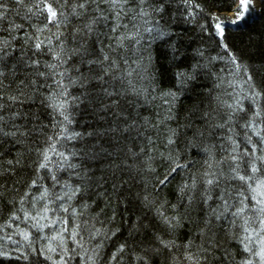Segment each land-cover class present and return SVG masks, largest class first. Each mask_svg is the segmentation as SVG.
<instances>
[{
	"label": "trees",
	"instance_id": "1",
	"mask_svg": "<svg viewBox=\"0 0 264 264\" xmlns=\"http://www.w3.org/2000/svg\"><path fill=\"white\" fill-rule=\"evenodd\" d=\"M47 2L62 10L64 16L60 17L59 29L49 24L51 31L40 33V38L51 36L56 46L58 41L53 34L59 32L63 33L61 39L69 50L78 47L81 36L77 29L96 14V5H88L85 15L74 16L71 14L74 0H68L67 4L64 0ZM129 7L137 9L138 0L136 3L130 0ZM139 7L149 15L137 16L135 23L142 40L135 55L131 51L128 55L140 64L144 79L133 78L146 93L121 98L117 111L136 121L135 128L122 131L126 122L115 119L114 110L103 108L111 98L103 97L99 83L91 79L101 73L95 66L90 72L76 56L61 68L67 69L64 84L69 103L64 115L68 120L49 107L46 97L51 89L47 85H53V78L32 75L35 69L29 66V61L52 62V55L46 47L36 50L33 40L28 39L29 35L35 37L36 29L47 23V13L38 11L37 0H23L22 4L4 0L7 11L0 20V41L9 42V55L0 64L5 73L0 89L3 95L0 104L4 105L0 109L4 117L0 127L4 133L16 134L0 133V264H54L65 250L67 264H194L185 258L189 253L200 264H241L246 260L262 264L260 257L253 254L260 245L254 243L253 252H245L236 238L241 230L230 223V216L220 221L213 219L211 229H205L201 194L205 190L204 181L210 178L205 176L206 172L219 175L223 171L221 187L235 190L241 183L227 179L229 163L223 161L231 151L229 135L239 142L241 149L246 146V130L241 127L246 117L238 113L225 127L217 125L225 124L230 113L223 102L234 103L237 93L243 96L249 91L244 84L248 75L258 84L264 82V0L258 10L248 12L250 18L247 16L235 26L229 24V14L237 9L236 0H148ZM100 8L109 15L110 27L108 6L100 4ZM217 16L225 29L223 37L215 29ZM130 17L131 14L123 23L132 30ZM13 25L22 27L12 31ZM96 27L108 32L103 22ZM146 28L153 30L148 33ZM233 56L241 66L239 71ZM120 68H124L122 62ZM40 71L47 69L41 65ZM81 73L89 78L80 79ZM33 79L34 88L30 84ZM21 80L29 84L23 90V103L13 102L8 97L21 95L17 88ZM169 92L176 94L175 99L165 95ZM250 104L251 101H244L246 108ZM260 104L264 105V98ZM229 127L234 132H229ZM114 128L117 130L112 131ZM65 129L66 135L61 138ZM170 137L175 141L172 144L167 142ZM252 138L254 142L258 139ZM53 142L58 152L71 157L70 163L79 165L77 169L62 167L61 158L51 152L49 167H38L41 153ZM73 152L76 156H71ZM175 163L186 167L178 168L166 185L160 186L158 180ZM256 163L264 171V162ZM75 172L81 174L79 178ZM244 172L242 164L241 174ZM65 183L80 185L82 191L71 200H56L64 195ZM186 184L188 187H184ZM45 191L47 195L41 199ZM218 191V188L212 191L213 200L209 201L212 207H216ZM145 195L156 202L155 206L144 202ZM45 204L50 211L41 219ZM161 204L167 216L178 218L175 230H170L156 215ZM63 208L69 211L64 212ZM74 224L79 226L75 240L83 247L69 238L70 232H64L65 227L72 230ZM24 233L29 234L28 239ZM58 233H63V245L61 239H51ZM156 236L174 241L175 246L163 247L155 241ZM189 244L191 247L186 251ZM49 245L57 251L50 252ZM121 245L123 251H118Z\"/></svg>",
	"mask_w": 264,
	"mask_h": 264
},
{
	"label": "snow or ice",
	"instance_id": "2",
	"mask_svg": "<svg viewBox=\"0 0 264 264\" xmlns=\"http://www.w3.org/2000/svg\"><path fill=\"white\" fill-rule=\"evenodd\" d=\"M18 4H22L23 0H16ZM59 3V0H56ZM132 3H136L137 0H131ZM148 0H138V8L133 9L129 7L130 0H79L78 3L73 2L71 6V14L74 16H83L87 12V7L90 4H95V15L92 16L81 29H77V32L81 36V41L78 44V47L69 50L64 43V40L61 39L63 33H54L56 41L58 44L53 46L52 37H46L45 39L40 38V33H43L45 30L51 31L49 29V24H53L57 29L60 28L61 20L60 17L64 16L62 10L58 11L54 9L47 0H37V8L40 12H46V21L41 28H37V35L35 37L29 35L28 39L33 40V46L36 50H41L42 48H47L48 52L52 55V62H43L39 59H31L29 61V66L35 69V72L32 73L34 76L43 77L47 79L48 77L53 78V85H47L51 89L49 95L46 97L49 107L53 108L55 111H59L61 115L64 116V120H68V116L64 115V112L68 106L69 100L67 88L64 84V77L67 72V69L61 70V68L66 65L73 56L79 57L81 64H86L91 72L93 66L99 70L101 74L92 76L91 79L96 80L101 88V94L103 97L111 98V102L103 105L105 110L112 109L114 118L117 120L123 119L126 122V126L121 129L122 131H128L131 128L136 127L135 118L129 117L123 111H117L120 107L121 98L126 97L128 94L133 95L134 97H140L146 93V89L139 87L137 85V79L142 81L144 77L141 75L140 64L136 59H131L128 53L131 51L133 56L135 55L136 46L140 45L142 37L140 36L139 27L135 23L137 16L143 18L149 15L147 11L144 10L142 6L146 4ZM187 2V0H186ZM68 0H64V4H67ZM100 4H105L108 6V11L111 13V26L109 27V15L105 14V10L100 8ZM249 0H240V7L236 9L237 19L231 21L232 23H237L238 20L243 18L244 11L247 10ZM42 5V7H41ZM62 7V6H61ZM7 10L4 8V0H0V20L4 19V14ZM31 12V8H29ZM131 14L129 23L132 25V30H129V24L123 23L124 18L129 17ZM67 19V17H65ZM216 19L215 29L217 30L218 35L223 37L224 27L219 22V17H214ZM103 22L104 26L108 28V32H101L97 29V25ZM147 23V21H145ZM21 25H13L11 30L14 31L18 28H21ZM36 27V26H33ZM152 28H146L145 31L148 33L152 32ZM95 37L93 40L92 38ZM15 39V37H13ZM75 39V34L73 35ZM105 40L108 41L105 44ZM127 42V43H126ZM95 45L93 47L92 45ZM131 44V48L129 47ZM9 42L0 41V64L3 63L5 57L9 55L8 52ZM227 45H225V48ZM107 49V50H105ZM119 57V59H117ZM131 59V62H130ZM233 62L236 63L237 71L240 70V64L236 62L235 57H232ZM121 62L124 65V68H120ZM43 65L47 71H40V66ZM79 71V69H76ZM246 71V69H245ZM5 73L2 68H0V89L3 88V80ZM182 75V74H181ZM137 79H134L133 77ZM105 77H108L106 80ZM89 77L81 73L80 79L87 80ZM71 83H77V80H71ZM117 83L119 87H117ZM30 84L33 88L36 85V80L33 79L30 81ZM244 84L247 85L249 91L241 96L239 93L236 94L234 103L223 102V106H226L230 109L225 124L217 125V127L223 128L225 125L233 121V116L238 113H244L246 120L244 124L241 125L246 131V146L241 149L239 142L234 139L232 135L227 137L228 141L231 144V151L229 156L225 157L223 162L229 163V175L227 179L230 181H240L238 188L233 190L230 187H221V178L225 176L224 172L221 171L219 175L215 172L205 173L207 178L205 183V190L201 194V200L205 205V218L204 225L205 229H211L212 220L220 221L222 218L226 219L231 217L230 223L233 226L239 227L240 235L236 238L239 239L240 243L243 245L245 252L252 253L253 249L251 245L258 243L260 245L259 251L253 253L256 256H259L262 264H264V171L257 166L256 161L259 160L264 162V154L257 156L256 153L259 151L264 153V105L260 104V100L264 98V82L260 84L256 83L253 80L251 75L247 76V79L244 80ZM29 84H26L25 81L21 80L17 84V88L21 90L20 96H11L8 97L9 100L16 102L20 101L23 103V90L27 88ZM166 96H172L175 99V93H165ZM231 95V93L229 94ZM0 99H3L2 92H0ZM73 100L77 99L75 97ZM251 101V104L248 108L245 107L244 101ZM131 103V101H126ZM167 103V101H165ZM4 107L3 104H0V109ZM170 111V109H169ZM250 113V114H249ZM16 115V114H14ZM207 115V114H206ZM171 118L166 117V119ZM4 120V117L0 115V122ZM117 129H112L116 131ZM229 132H234V129L229 127ZM67 130L65 129L61 133V138L66 135ZM251 133L249 135L248 133ZM0 133L4 135H15V132L4 133L3 128L0 127ZM75 135H80L76 133ZM91 135V134H89ZM172 135H175L173 132ZM253 136L258 139L254 142ZM67 139H73L74 136H66ZM52 139L51 137L49 138ZM169 144L174 143L175 141L171 137L167 141ZM49 152L58 155L61 158V166L67 167L69 169H77L79 165L70 163V156L65 153L58 152L56 149L55 142L49 144L48 148L41 153L42 161L39 164L40 169H47L51 163V157ZM71 156H76V153H71ZM170 160L171 156L168 157ZM11 163V162H9ZM244 165L245 172L241 174V165ZM186 165L175 163V166L164 176L163 179L158 180L160 186L166 185L169 178L173 173L176 172L178 168H184ZM211 168V165H209ZM257 174H260L259 176ZM75 175L79 178L80 173L75 172ZM84 178H87L85 173ZM53 181H56V177L52 176ZM36 182L33 181V184ZM255 184V187H253ZM184 187H188L186 184ZM192 187L195 188V181H193ZM214 188H218V194L216 196L217 204L216 207H212L209 204V201L213 200L212 191ZM64 195L57 196L56 200L65 201L71 200L75 195L79 194L82 189L80 185L71 186L67 183L64 185ZM115 190V186H114ZM183 191V189H181ZM47 195V191L42 195L41 199ZM189 204L192 202V197L189 198ZM144 202L146 204L155 206L156 202L149 199L147 195L144 196ZM54 203V201H53ZM86 207V206H85ZM175 207V206H173ZM164 205L161 204L156 208V215L160 218L161 222L169 227L170 230H175L179 220L177 217L167 216L162 209ZM43 215L40 216L41 219H44L48 212L50 211L47 204L44 205L41 210ZM54 211V210H53ZM64 212H68V208H63ZM75 214V209L72 210ZM39 215V214H38ZM27 219V217H26ZM35 219V217H33ZM239 222V223H238ZM66 223V221H62ZM39 225V220H37ZM255 224V226H254ZM51 226V225H46ZM44 227V226H41ZM78 225H73V229L69 230L67 227L64 228V232H70V239L74 243L78 242L75 240V237L79 234L77 229ZM99 230H97L98 234ZM201 234H204V230H201ZM28 233H24V238L28 239ZM258 237V239H254ZM61 239V245H63V233H58L57 236H53L51 239ZM11 239V238H9ZM155 241L162 245L165 248L175 246L174 241H165L162 237L156 236ZM78 246L83 247V245L78 244ZM123 245H121L118 251H123ZM191 247V244L186 246V251ZM48 250L50 252H56L57 249L49 245ZM65 254L60 256V261H54V264H67L65 260ZM115 254L113 259H115ZM189 261H194V264H200L199 260H195L193 255L189 253L185 257ZM48 259H52L51 256ZM88 260H92L91 256L87 257ZM94 264V262H93ZM241 264H252L250 260L242 261Z\"/></svg>",
	"mask_w": 264,
	"mask_h": 264
},
{
	"label": "rangeland",
	"instance_id": "3",
	"mask_svg": "<svg viewBox=\"0 0 264 264\" xmlns=\"http://www.w3.org/2000/svg\"><path fill=\"white\" fill-rule=\"evenodd\" d=\"M236 1H237V8H239L240 7V0H236ZM260 4H261V0H258L256 2L254 0H249L248 8L246 11H244L243 18L246 17V15H248L249 11H253V10L258 9L260 7ZM229 17H230V22L233 20H236L237 19V11L234 10V12L229 14ZM240 20H238V21H240Z\"/></svg>",
	"mask_w": 264,
	"mask_h": 264
},
{
	"label": "bare ground",
	"instance_id": "4",
	"mask_svg": "<svg viewBox=\"0 0 264 264\" xmlns=\"http://www.w3.org/2000/svg\"><path fill=\"white\" fill-rule=\"evenodd\" d=\"M255 2L256 1H258V0H254ZM247 16H248V18H250V16H251V14H248V15H246V17H244L243 19H241L240 21H242V20H244V19H246L247 18ZM238 23H240L239 21H237V23H232V22H230L229 24L230 25H233V26H235L236 24H238Z\"/></svg>",
	"mask_w": 264,
	"mask_h": 264
}]
</instances>
